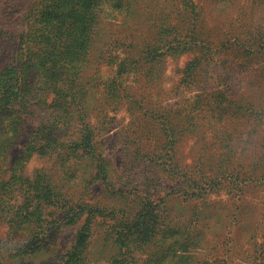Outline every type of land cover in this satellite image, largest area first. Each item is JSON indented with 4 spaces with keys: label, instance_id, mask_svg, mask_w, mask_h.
Wrapping results in <instances>:
<instances>
[{
    "label": "rangeland",
    "instance_id": "374dc122",
    "mask_svg": "<svg viewBox=\"0 0 264 264\" xmlns=\"http://www.w3.org/2000/svg\"><path fill=\"white\" fill-rule=\"evenodd\" d=\"M41 1L0 0V68L18 52ZM147 2L133 23L100 18L77 80L88 118L59 131L69 145L88 128L100 158L72 150L25 157L24 174L43 170L58 193L45 210L46 227L9 230L10 211L24 192L16 196L21 187L11 179V168L22 171L24 133L0 162V264H58L84 217L74 225L49 222L77 206L105 213L94 217L80 264H264V0H195L205 57L177 51L156 62L145 61L150 46L186 33L189 19L177 16L176 29H167L159 18L171 16L176 1ZM193 56H203L194 72L187 70ZM119 64L126 67L118 78L126 92L115 104L105 92ZM149 112L167 120L159 125ZM35 120L24 126L35 129ZM164 152L173 158L174 175L149 165ZM99 161L106 182L94 179ZM146 194L159 204L153 235L144 244L120 246L115 226L137 212L138 197Z\"/></svg>",
    "mask_w": 264,
    "mask_h": 264
},
{
    "label": "trees",
    "instance_id": "16d2710c",
    "mask_svg": "<svg viewBox=\"0 0 264 264\" xmlns=\"http://www.w3.org/2000/svg\"><path fill=\"white\" fill-rule=\"evenodd\" d=\"M147 1L151 2V0H42L34 18L21 34L16 58L14 56L10 63L0 68V162L3 163L9 152L18 146L17 141L21 139L22 133L25 137L23 155L19 158V168L22 171L16 172L11 168V173L14 172V176L11 177L12 184L19 183L21 187L16 190V196L21 191L24 192L18 198L19 204L10 211L15 218L14 220L9 218V230L21 228L26 224H33L37 228L46 227L48 222L44 216L48 215V212L45 210L58 202V193L48 182L46 172L37 170L32 176L24 174L26 158L34 156L52 158L56 154L61 157L59 152L68 150L84 152L93 159L100 158L95 153L93 135L88 128L81 129L83 137L69 145L61 140L59 131L75 120L85 124L83 120L88 118L85 113L88 105L84 103L86 92L82 86L77 85V80L86 67L91 37L96 34L100 18L108 17L114 21L121 18L124 20L123 23L128 21L133 23L131 21L133 16L139 14L143 4L146 3L145 8L149 7ZM175 1L173 14L170 16L166 13L159 18V22L162 26L168 24L166 28L174 30L177 26L174 19L186 15L189 19L187 32L180 35V32L173 31V38L169 36L162 45L150 46L145 53L147 62L149 60L156 62L163 54L177 51L203 53L195 24L200 14L198 4L195 0ZM175 35L177 38L174 39ZM249 49L252 52L253 46ZM258 50L261 51L262 48ZM204 54L206 53L202 54L205 57ZM203 56L197 59L193 56L187 70L192 72L197 70ZM125 70V65L119 64L117 78L112 79L110 85L106 87V96L115 104L123 99L126 92L121 89V82L118 80ZM148 116L159 125L167 120L165 116L150 112ZM35 118L36 128L27 129V126H24L25 121L27 119L34 121ZM148 155L147 160L151 157ZM153 157L149 165L174 175L173 158L169 153L164 152L161 156ZM17 160L18 158H15L12 167ZM100 163L102 164L101 161L97 163L94 179L106 182L107 170ZM202 163L204 165V162ZM190 195L196 196L194 193ZM138 198L141 202L137 212L133 216L120 219L115 226L113 237L120 246L125 247L131 241L144 244L153 235L158 220L159 204L149 200V194ZM102 215H105L102 209L77 206L76 209L62 211L57 215V219L49 222L74 225L84 217L73 246L58 264H80L82 250L91 233L94 217ZM30 252L28 248L25 250L27 254ZM115 263L118 264L119 261Z\"/></svg>",
    "mask_w": 264,
    "mask_h": 264
}]
</instances>
